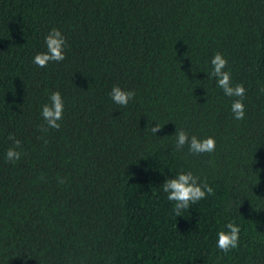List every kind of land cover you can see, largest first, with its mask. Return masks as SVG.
<instances>
[{"label": "trees", "instance_id": "trees-1", "mask_svg": "<svg viewBox=\"0 0 264 264\" xmlns=\"http://www.w3.org/2000/svg\"><path fill=\"white\" fill-rule=\"evenodd\" d=\"M53 28L65 59L41 68ZM115 86L135 92L127 107ZM55 91L63 119L45 132ZM181 129L215 151L176 150ZM182 171L214 194L177 217L163 183ZM0 264H264V0H0Z\"/></svg>", "mask_w": 264, "mask_h": 264}, {"label": "clouds", "instance_id": "clouds-1", "mask_svg": "<svg viewBox=\"0 0 264 264\" xmlns=\"http://www.w3.org/2000/svg\"><path fill=\"white\" fill-rule=\"evenodd\" d=\"M46 51L35 55L33 63L41 68L47 67L50 62H61L65 59L66 39L59 29L53 28L45 37ZM228 61L221 54L216 53L211 59L212 71L210 75L215 77L218 87L223 90L224 95L228 97H237L231 104V111L234 119L243 120L245 118V106L243 97L245 88L243 84L233 86L231 74L226 71ZM110 96L112 101L122 107H127L128 103L135 97L134 91H125L119 86L111 89ZM50 103L42 107L41 115L47 125L42 128L43 131L59 129L63 119L64 100L59 91L52 92L49 96ZM158 124L151 128L153 134L161 130ZM176 135V150H182L185 145L191 154L212 153L215 151L216 141L213 137L200 139L196 136H189L184 130H179ZM14 141V147H10L6 152V158L9 162L15 163L20 159L21 153L17 151L21 146V141L10 137ZM61 183L64 181L61 180ZM163 191L167 193V199L174 203V214L179 217L183 210H188L191 204L205 199L208 195L214 194L213 187L206 182L200 183L199 177L194 176L191 171L180 172L176 177L166 179L163 183ZM227 231L218 233L217 248L228 253L239 245L241 228L234 222L226 224Z\"/></svg>", "mask_w": 264, "mask_h": 264}]
</instances>
